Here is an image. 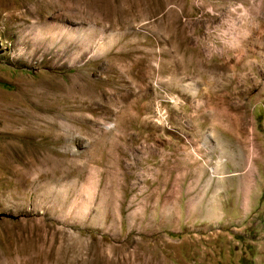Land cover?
Wrapping results in <instances>:
<instances>
[{
    "label": "rangeland",
    "instance_id": "374dc122",
    "mask_svg": "<svg viewBox=\"0 0 264 264\" xmlns=\"http://www.w3.org/2000/svg\"><path fill=\"white\" fill-rule=\"evenodd\" d=\"M0 264H264V0H0Z\"/></svg>",
    "mask_w": 264,
    "mask_h": 264
},
{
    "label": "bare ground",
    "instance_id": "6f19581e",
    "mask_svg": "<svg viewBox=\"0 0 264 264\" xmlns=\"http://www.w3.org/2000/svg\"><path fill=\"white\" fill-rule=\"evenodd\" d=\"M244 53V52H243ZM239 58V57H238ZM256 85H252V86H248V88L246 87V89H243V90H245L246 91V95L248 96V95H250L251 94V90L253 89V87H255ZM245 88V87H244ZM263 88V87H262ZM255 90V89H254ZM243 92V91H242ZM241 96V95H240ZM245 96V95H244ZM248 98H251V95H250V97H248ZM248 102V101H247ZM247 105H248V103H246V104H243V105H236L237 106V109H240V107L242 108H245V109H247ZM236 112H238V113H242V112H244L245 113V116H244V114H243V116L246 118L247 117V114H246V112L243 110V109H240V110H235ZM254 130V129H253ZM260 152V149L259 148H257L256 149V155H257V157L256 158H254V160H250V163H252V165H258V163H259V160H260V155L258 154ZM245 163V162H244Z\"/></svg>",
    "mask_w": 264,
    "mask_h": 264
}]
</instances>
